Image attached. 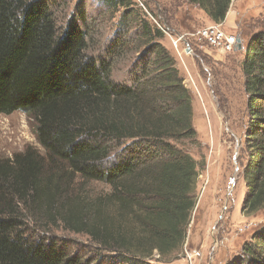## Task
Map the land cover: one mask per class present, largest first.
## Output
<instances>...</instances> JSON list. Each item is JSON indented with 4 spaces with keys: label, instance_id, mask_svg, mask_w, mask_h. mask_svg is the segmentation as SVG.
<instances>
[{
    "label": "trees",
    "instance_id": "16d2710c",
    "mask_svg": "<svg viewBox=\"0 0 264 264\" xmlns=\"http://www.w3.org/2000/svg\"><path fill=\"white\" fill-rule=\"evenodd\" d=\"M232 1L166 0L157 11L149 7L155 23L136 13L132 0H104L124 9L128 22L97 57L84 3L62 26L55 0H0V114L26 113L42 148L0 158V264H160L184 257L198 163L183 146L197 141V132L192 92L161 43V29L171 31L176 21L192 33L197 20L183 4L222 24ZM131 30L141 43L127 81H115L116 59L127 47L119 42ZM241 69L242 211L255 214L264 209V21L246 42ZM94 184L103 187L93 191ZM33 226L49 233L62 226L91 245L42 238ZM234 264H264V226Z\"/></svg>",
    "mask_w": 264,
    "mask_h": 264
},
{
    "label": "rangeland",
    "instance_id": "374dc122",
    "mask_svg": "<svg viewBox=\"0 0 264 264\" xmlns=\"http://www.w3.org/2000/svg\"><path fill=\"white\" fill-rule=\"evenodd\" d=\"M132 1L136 13L142 18L146 14L156 23L150 8L157 11L159 4L166 0ZM238 1L233 0L230 8L239 6ZM243 2L240 0L242 8L238 11L236 31L242 39L241 51L221 52L193 36L201 28L214 23L195 6L183 4L180 7L181 10L188 9L197 20L192 33L189 34L176 21L169 32L160 28L164 33L161 43L175 57L183 84L192 92L193 126L197 132V141L186 143L190 142L187 140L183 147L198 163L195 191L197 204L188 227L184 257L160 264H234L242 254L244 244L264 226V209L255 214L242 211L246 190L242 171L246 154L247 95L241 69L246 42L258 30L259 21H264V0H257L253 4L256 7H253L252 2ZM81 3H84L88 17L90 52L103 57L112 40L124 31L121 27L127 25L128 21L121 18L125 10L121 7L109 8L104 0H55L54 12L62 26L77 16V6ZM121 38L119 43L127 44L126 54L117 57L113 79L125 82L130 70L128 62L136 55L141 41L133 30L124 33ZM179 38H182L179 42L181 50L187 45L191 48L190 53L182 54L184 62L172 41ZM145 59H148L147 54L141 60ZM33 125V120L24 112L0 114V158L11 157L30 147L42 151ZM100 187L103 186L96 184L91 189L94 191ZM33 227L35 229L31 231L42 238L54 237L70 241L74 247L80 244L91 245L88 236L69 233L62 226L52 229L50 233Z\"/></svg>",
    "mask_w": 264,
    "mask_h": 264
},
{
    "label": "built area",
    "instance_id": "2783aa9c",
    "mask_svg": "<svg viewBox=\"0 0 264 264\" xmlns=\"http://www.w3.org/2000/svg\"><path fill=\"white\" fill-rule=\"evenodd\" d=\"M193 36L198 37L200 41L205 42L207 45H211L218 51L231 53L235 52L238 44V34L234 32H228L223 25L212 23V25L206 26L193 33ZM182 38L172 40L174 47L178 53V56L184 62L182 54H186V48L181 50L179 48V42Z\"/></svg>",
    "mask_w": 264,
    "mask_h": 264
},
{
    "label": "crops",
    "instance_id": "0c3cea01",
    "mask_svg": "<svg viewBox=\"0 0 264 264\" xmlns=\"http://www.w3.org/2000/svg\"><path fill=\"white\" fill-rule=\"evenodd\" d=\"M243 3L246 2H252V5L257 2V0H243ZM259 1V0H258ZM239 6H233L232 8L229 9V12L227 13V17L224 22H222L223 27L228 31V32H235L237 31L238 28V11L241 10L242 3H240V0L237 2ZM236 5V4H235ZM253 7H256L253 5ZM210 19V18H209Z\"/></svg>",
    "mask_w": 264,
    "mask_h": 264
},
{
    "label": "water",
    "instance_id": "95a60500",
    "mask_svg": "<svg viewBox=\"0 0 264 264\" xmlns=\"http://www.w3.org/2000/svg\"><path fill=\"white\" fill-rule=\"evenodd\" d=\"M242 49H243V47H242L241 39L238 38V44H237V48H236V50H242ZM186 52H187V53H190V52H191V48H190L189 45L186 46Z\"/></svg>",
    "mask_w": 264,
    "mask_h": 264
}]
</instances>
